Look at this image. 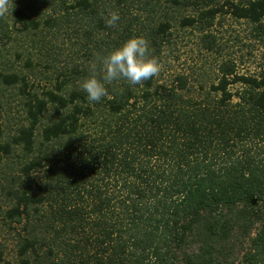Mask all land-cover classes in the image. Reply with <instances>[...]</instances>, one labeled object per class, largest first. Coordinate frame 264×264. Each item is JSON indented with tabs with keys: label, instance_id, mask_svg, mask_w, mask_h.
Wrapping results in <instances>:
<instances>
[{
	"label": "trees",
	"instance_id": "trees-1",
	"mask_svg": "<svg viewBox=\"0 0 264 264\" xmlns=\"http://www.w3.org/2000/svg\"><path fill=\"white\" fill-rule=\"evenodd\" d=\"M226 17L264 42V0H10L0 222L14 255L0 242V264H264V73L222 59L211 81L164 76L178 31L218 52ZM133 36L159 74L88 102L80 81Z\"/></svg>",
	"mask_w": 264,
	"mask_h": 264
},
{
	"label": "rangeland",
	"instance_id": "rangeland-1",
	"mask_svg": "<svg viewBox=\"0 0 264 264\" xmlns=\"http://www.w3.org/2000/svg\"><path fill=\"white\" fill-rule=\"evenodd\" d=\"M213 31L219 45L218 52L206 51L194 33L178 31L173 53H168L164 76L169 77L173 72H183L189 75L192 83L201 79L211 81L217 75V65L222 59L236 61L238 71L241 73H264V42H260L254 36L249 24L226 17L221 25L213 28ZM15 105L16 102H13L12 111L16 110ZM0 242L2 261L12 262L14 234L1 222Z\"/></svg>",
	"mask_w": 264,
	"mask_h": 264
},
{
	"label": "clouds",
	"instance_id": "clouds-1",
	"mask_svg": "<svg viewBox=\"0 0 264 264\" xmlns=\"http://www.w3.org/2000/svg\"><path fill=\"white\" fill-rule=\"evenodd\" d=\"M9 5L10 0H0V16L9 12ZM119 20L117 12H110L106 24L115 27ZM99 65L98 75L93 73L79 83L80 90L90 103H98L106 98L109 95L108 86L115 81L122 80L129 86H140L155 78L161 70L159 61L151 55L149 42L142 36L130 37L110 49L99 59Z\"/></svg>",
	"mask_w": 264,
	"mask_h": 264
}]
</instances>
